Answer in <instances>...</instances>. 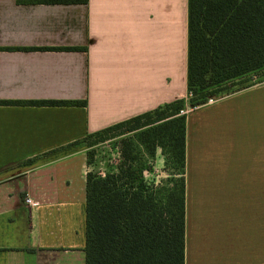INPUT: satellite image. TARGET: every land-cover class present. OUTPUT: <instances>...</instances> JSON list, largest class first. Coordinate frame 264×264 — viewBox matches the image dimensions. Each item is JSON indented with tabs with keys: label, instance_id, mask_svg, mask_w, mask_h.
Returning <instances> with one entry per match:
<instances>
[{
	"label": "crops",
	"instance_id": "crops-1",
	"mask_svg": "<svg viewBox=\"0 0 264 264\" xmlns=\"http://www.w3.org/2000/svg\"><path fill=\"white\" fill-rule=\"evenodd\" d=\"M33 1L0 0V102L86 105L0 104V264H86L83 140L187 98L189 0ZM186 156L185 264H264V83L191 111Z\"/></svg>",
	"mask_w": 264,
	"mask_h": 264
},
{
	"label": "trees",
	"instance_id": "trees-1",
	"mask_svg": "<svg viewBox=\"0 0 264 264\" xmlns=\"http://www.w3.org/2000/svg\"><path fill=\"white\" fill-rule=\"evenodd\" d=\"M81 2L85 0L31 3ZM188 10L187 98L83 140L91 148L125 136L118 171L87 174L86 264H185L187 114L181 111L264 83V0H189ZM251 75L259 78L251 80ZM0 104L86 105L77 101ZM158 149L174 171L164 186L146 180Z\"/></svg>",
	"mask_w": 264,
	"mask_h": 264
},
{
	"label": "rangeland",
	"instance_id": "rangeland-1",
	"mask_svg": "<svg viewBox=\"0 0 264 264\" xmlns=\"http://www.w3.org/2000/svg\"><path fill=\"white\" fill-rule=\"evenodd\" d=\"M258 78L259 77L256 75L250 76L251 80H257ZM124 137L125 136L113 137L105 142L94 145L91 148L87 147L91 172L103 176L109 172L118 171V168L122 163L120 144ZM151 167V171L146 173V180L155 186L166 185L174 173L172 167L167 164L166 158L161 149L157 150L156 158L151 163Z\"/></svg>",
	"mask_w": 264,
	"mask_h": 264
},
{
	"label": "built area",
	"instance_id": "built-area-1",
	"mask_svg": "<svg viewBox=\"0 0 264 264\" xmlns=\"http://www.w3.org/2000/svg\"><path fill=\"white\" fill-rule=\"evenodd\" d=\"M215 102H216L215 100H209L207 106L211 105V104H214ZM196 109H198V108L189 109L188 107H186L185 110L181 111V114H187L188 115L191 111L196 110ZM25 203L28 204V205H32L33 204L32 200L30 198H26L25 199Z\"/></svg>",
	"mask_w": 264,
	"mask_h": 264
}]
</instances>
